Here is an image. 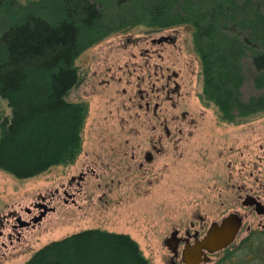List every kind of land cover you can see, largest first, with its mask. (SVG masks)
<instances>
[{"label":"flooded vegetation","instance_id":"1","mask_svg":"<svg viewBox=\"0 0 264 264\" xmlns=\"http://www.w3.org/2000/svg\"><path fill=\"white\" fill-rule=\"evenodd\" d=\"M172 32L133 43L175 46L178 32ZM140 57L117 69L103 63L98 76L104 89L92 87L90 100L78 102L97 120L91 148L45 172L73 171L65 180L28 206L0 213V238L19 242L57 206L80 209L89 197L106 210L123 204L128 228L136 235L149 231L163 264H226L245 244L264 245V107L221 110L205 95L191 62L176 69L144 48ZM97 95L103 99L100 110L94 106ZM228 216L240 219L234 241L209 250L203 243L208 232Z\"/></svg>","mask_w":264,"mask_h":264},{"label":"trees","instance_id":"2","mask_svg":"<svg viewBox=\"0 0 264 264\" xmlns=\"http://www.w3.org/2000/svg\"><path fill=\"white\" fill-rule=\"evenodd\" d=\"M42 1L0 0V98L11 110L0 119V171L18 180L70 164L80 154L86 109L68 99L78 83L76 61L122 27H110L96 1L51 0L47 7ZM110 1L120 7L130 0ZM145 13L148 26L190 32L203 91L216 107H264V94L248 105L238 97L246 50L252 52L256 87L264 91V16L241 18L234 0L156 1ZM244 27L253 34L241 36ZM241 253L264 264V245L245 244ZM25 264L150 262L129 235L85 229L45 244Z\"/></svg>","mask_w":264,"mask_h":264},{"label":"rangeland","instance_id":"3","mask_svg":"<svg viewBox=\"0 0 264 264\" xmlns=\"http://www.w3.org/2000/svg\"><path fill=\"white\" fill-rule=\"evenodd\" d=\"M49 1L51 0H43L42 5L47 7L51 3ZM90 1H96L98 6L101 7L103 14L106 16L107 22H105L110 27L119 26V22L122 27L110 33L105 40L97 42L98 44L92 46L76 61L78 80L83 79V82L72 90L68 97L70 101H88L87 99L91 97L89 94L92 91V87L96 86V90L101 91L104 89L101 84L99 85V78L102 75L98 76L100 70H103L105 67L104 62H107L108 66H113L114 69L124 64L140 62V54L143 48L151 52H159L163 59L168 61L169 65L173 64L176 69L185 68L183 67L184 61L191 62L195 73L200 77V85L203 86L201 67L195 53L190 32L183 27L168 29V31H153L154 29L148 26L144 18L146 14L145 10L149 4L165 0H130L120 7L110 0ZM234 1L238 6L242 7L241 18H253L256 14L264 16V0ZM246 23L248 25V22ZM174 30L178 32L175 46H143L142 42L138 46H135L133 43V40L146 37L157 39L160 35H164V33H173L172 31ZM240 33L242 34L241 36L245 37L253 34L250 28L247 27H244ZM127 39L130 40V43H125ZM263 50L264 48L260 51ZM251 56L252 52L250 50L244 52V57L241 60L243 79L238 87L239 101L246 105L264 94L263 90L256 87L255 79L257 74L252 66ZM155 62L158 61L155 60ZM120 74L121 72H116L117 76ZM96 101L97 104L94 106L100 110L103 99L98 96ZM10 115L11 110L7 102L0 98V119L9 118ZM93 116L94 113L91 110L90 114L86 116V122L81 132V148L85 150L91 148L93 139L97 136L96 130L94 131L93 129V126L97 124V120H93ZM98 132H101L100 128ZM102 133L98 136L99 138H103ZM89 138H91L92 144L89 143ZM57 172L53 168L50 173H44L28 180H18L0 171V213L13 209L20 210L22 207L28 206L37 194L44 193L46 188L56 185L57 182L73 173V171L69 170L61 173ZM94 201L88 197V199L81 201L80 204L82 206L80 209L75 207L64 209L62 206H57L55 213L49 215L38 227L26 231L19 242L14 241L13 244H10L5 241L4 237L0 238V245L2 241L6 242V246L0 248V264H25L32 254L45 244L85 229H101L110 232L127 233L137 242L141 252L149 260L150 264H163V258L158 253L159 242L148 237L149 231L143 229L145 231H141V235H136L132 230L133 226L130 227L131 229L128 228L127 225L129 223L125 221V216L123 215L125 212L123 204L120 205V203V206L116 204L114 209L110 208L106 210L100 207V203L96 199ZM55 205L57 204L55 203ZM255 244L254 246L258 247ZM251 246L253 247V245ZM257 261V257L255 258L252 254L239 253L230 256L226 264H255Z\"/></svg>","mask_w":264,"mask_h":264},{"label":"water","instance_id":"4","mask_svg":"<svg viewBox=\"0 0 264 264\" xmlns=\"http://www.w3.org/2000/svg\"><path fill=\"white\" fill-rule=\"evenodd\" d=\"M239 228L240 219L236 216H228L220 225L215 224L211 227L203 243L211 251L224 248L234 241Z\"/></svg>","mask_w":264,"mask_h":264}]
</instances>
